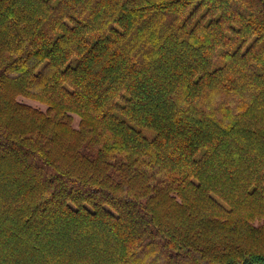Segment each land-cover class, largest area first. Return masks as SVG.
Masks as SVG:
<instances>
[{"label": "trees", "instance_id": "1", "mask_svg": "<svg viewBox=\"0 0 264 264\" xmlns=\"http://www.w3.org/2000/svg\"><path fill=\"white\" fill-rule=\"evenodd\" d=\"M0 264H264V0H0Z\"/></svg>", "mask_w": 264, "mask_h": 264}, {"label": "rangeland", "instance_id": "2", "mask_svg": "<svg viewBox=\"0 0 264 264\" xmlns=\"http://www.w3.org/2000/svg\"><path fill=\"white\" fill-rule=\"evenodd\" d=\"M18 99L22 103L30 105L31 107L40 109L42 111H45L47 109V106L45 104H42V103L38 102L37 100L31 99L28 97H23V96L19 97ZM71 116H72L73 125H74V127L77 128L80 118L76 114H72Z\"/></svg>", "mask_w": 264, "mask_h": 264}]
</instances>
